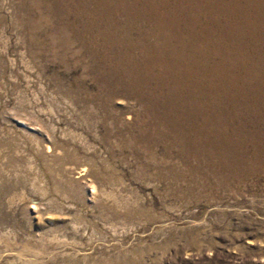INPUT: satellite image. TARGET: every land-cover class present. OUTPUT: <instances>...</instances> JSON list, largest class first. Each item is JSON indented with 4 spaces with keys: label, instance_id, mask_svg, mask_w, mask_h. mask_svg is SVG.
<instances>
[{
    "label": "rangeland",
    "instance_id": "rangeland-1",
    "mask_svg": "<svg viewBox=\"0 0 264 264\" xmlns=\"http://www.w3.org/2000/svg\"><path fill=\"white\" fill-rule=\"evenodd\" d=\"M0 264H264V0H0Z\"/></svg>",
    "mask_w": 264,
    "mask_h": 264
},
{
    "label": "bare ground",
    "instance_id": "bare-ground-1",
    "mask_svg": "<svg viewBox=\"0 0 264 264\" xmlns=\"http://www.w3.org/2000/svg\"><path fill=\"white\" fill-rule=\"evenodd\" d=\"M47 146V145H46ZM26 249V248H25ZM24 251V250H23ZM35 254H39V251H33Z\"/></svg>",
    "mask_w": 264,
    "mask_h": 264
}]
</instances>
